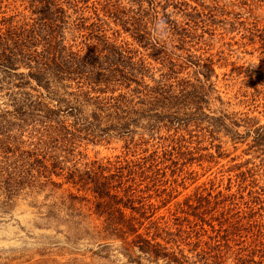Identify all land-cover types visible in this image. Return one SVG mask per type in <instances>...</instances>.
<instances>
[{
  "label": "rangeland",
  "instance_id": "374dc122",
  "mask_svg": "<svg viewBox=\"0 0 264 264\" xmlns=\"http://www.w3.org/2000/svg\"><path fill=\"white\" fill-rule=\"evenodd\" d=\"M77 2L82 13L69 10L68 23L63 25L65 44L84 54L88 51L84 38L95 44L92 35L105 33L124 55L88 59L77 75L86 77L87 84L83 78L57 80L51 89L28 77L24 64L11 72L0 68V155L17 159L30 149V141L37 142L44 133L40 129L44 123L36 116L38 107L30 101L63 110L56 119L58 125L72 129L66 134L49 132L47 137V147L58 156L62 170L52 168L48 159L49 176L46 172L38 177L39 164L33 156L26 159L33 170L30 177L23 175L25 184H16L9 194L1 179L0 264H134L123 254L121 239L99 233L102 218L88 209L91 203L76 201L74 207H80L82 214L73 213L70 194L92 196L77 191L69 172L117 158L136 159L154 150L161 153L170 138L180 135L188 138L184 151L189 153L176 163L159 164L154 180H136V187L153 204L151 219L163 217L160 221H166L172 231L180 225L200 230L198 217L202 216L207 221L202 226L210 235L211 225L226 229L236 223L240 230L228 234L230 253L223 264H236L235 253L240 249L242 257L249 259V251L260 250L264 242V0ZM27 5L26 0H0V19H28ZM92 8L106 22L101 32L91 33L79 25L78 17L84 18L85 25L98 21ZM135 19L147 40L137 39ZM92 76L106 85L92 89L88 81ZM146 86H162L169 98L172 91V102L178 104L173 108V103L161 121L155 120V109L147 111V106L141 114L136 112L141 105L138 96L148 93ZM48 89L56 91L51 98ZM120 94L134 99L129 110L100 112L93 103L96 98ZM66 104L77 107L79 114L66 113ZM175 110L185 119L183 125L177 120L172 123L167 115ZM92 112L100 118L93 119ZM45 123L55 125L56 121ZM17 176L12 174L14 179ZM32 179L34 186L28 183ZM243 180L244 188L239 184ZM46 181L44 187L39 185ZM199 195H208V203L197 205ZM180 248L192 255L191 245L181 243ZM252 255L254 262L244 264H264L262 253Z\"/></svg>",
  "mask_w": 264,
  "mask_h": 264
},
{
  "label": "trees",
  "instance_id": "16d2710c",
  "mask_svg": "<svg viewBox=\"0 0 264 264\" xmlns=\"http://www.w3.org/2000/svg\"><path fill=\"white\" fill-rule=\"evenodd\" d=\"M26 1L28 2L26 7L31 11V16H29L28 19L21 17L14 22L12 17L0 19L1 69L11 72L14 71L18 65L24 64L28 67V77L35 79L37 83L42 84L45 88L51 89L50 85H53L52 81L58 82L57 80L71 81L83 78L84 80H82L87 84L86 77H78L77 75L82 71V67H84L88 59H92L93 57L100 58L104 55L123 57L124 54L121 47L116 46L114 43H110L105 33H101L97 36L96 34L92 35L91 38L97 40L95 44L89 43L90 38L87 40L84 38L85 42L83 43L88 50L84 54L80 53L82 50H73L71 46L65 44L63 25L68 23L69 10L71 9L73 12H78L79 14L82 13L80 12L81 9L78 7L77 0L74 2L73 0ZM109 7L113 8L115 6L109 4ZM92 9L98 21L85 25L84 18L78 17L79 25L81 28L90 29L91 33H93V31L101 32L103 30L102 24H106V22L103 18L99 17L97 8ZM115 14L117 13L115 12ZM138 21V19H135L133 22L135 33H137V39L147 40L142 31L143 28H140ZM75 26V28L78 27L77 24H75ZM99 45H101V48L98 51L96 48ZM73 74H75L74 77ZM88 81L92 89H94L93 86L101 84L106 85L102 83L100 77L97 76H92ZM187 84L188 83H186V85ZM146 88L148 89V93L146 96L144 95L145 98H143L144 96H138L141 98L138 102L141 105L137 108L136 112L141 114V111L144 110L143 106H147V111L155 109L153 116L156 121H161L164 119L165 111H168L173 103V108L178 104L172 102V91L169 98L168 90L164 91L162 86L155 88H148V86H146ZM98 91L104 92L102 88H99ZM53 92L56 91L49 90L47 96L51 98ZM153 93H155L154 96H152ZM133 100L134 99H129L125 95L120 94L118 96L96 98V101L93 103L100 112L112 110L116 113L120 110L123 111L124 107H126V110H129ZM184 101L187 100H183L182 102ZM29 103H31L33 107H38L39 111H36L39 113H37L36 116L44 123L40 129L45 130L43 134H40L37 142L32 140L28 143L30 149L20 152L16 157L17 159L11 160L6 154L0 155V182L2 181L1 179L4 178L3 182L9 194L16 184L24 183L22 181L23 175L27 173L29 177L31 176L30 172L33 170V167L26 162V159H31L35 156L34 161L39 164L37 166L38 177H42L46 172V177L49 176L51 170L45 164V161L48 159L52 160V168L62 170L60 161L57 159L58 156L54 155L51 152L52 149H48L47 147V137H49V132L60 133L61 130L64 131L63 134L72 133V129L67 125H58L59 112L63 110L49 108L46 104L43 105L41 101H30ZM65 110H67L66 113L79 114L78 108L73 105L70 106L66 104ZM179 114L181 113L175 110V112H171L167 115H170L169 118L172 123L177 120V124L183 125L185 119L181 120ZM91 117L97 119L99 114L97 112H92ZM47 120L49 122L56 121V124H46L45 121ZM166 121L170 122L169 120ZM88 124L91 125L92 120H88ZM71 127L73 128L72 125ZM189 137L191 138L193 135H189ZM186 142H189L188 138L180 135L179 137L170 138L169 143L163 148L161 153L154 150L150 154L136 159L117 158L114 161H107L105 164L97 163L96 166L93 165L91 168L87 167L80 170L77 168L71 169L69 172V179L72 180L74 185H77V191H82L92 196V199H88L86 196L79 197L70 194L69 197L71 200L69 204L73 213L78 212L82 214L80 207H74L76 201L80 202L85 200L91 203L92 206L88 209L96 214L97 217L102 218V226L99 233H103L104 236L102 237L121 239L124 243L123 254L130 263L223 264L227 255L230 253L228 234L232 233L235 235L234 232H239V225L232 223V225H229L226 229H221L220 227L215 229L214 226L211 225L213 234L210 235L207 234V229L202 226V224L207 221L204 222L205 218L199 216L198 219L201 221L200 230H186L182 228V225L176 227L174 231L169 230L171 227L167 226L166 221H160L163 217H159L155 220L151 219L153 215V204L148 203L146 197L143 196L142 189L136 187L137 178H151L154 180L156 175L160 173V169L158 168L159 164H163L166 161L176 163L179 160V156L187 155L189 152L184 151L185 148L188 147L185 145ZM2 152L5 153L9 151L3 149ZM18 160L21 161V164L16 163ZM21 165L27 166L28 170L27 168H22ZM14 172L18 173L17 179L12 177ZM240 174H244V172ZM245 180L239 183L240 187L244 188ZM28 183L30 186H34L35 180L32 179ZM46 183L47 181L45 184L42 183L39 185L44 187ZM252 193L253 191L249 190V194ZM208 195L205 197L201 195L197 196V205L203 206L204 204L202 203H208ZM240 197L243 198V195ZM232 199H236L235 194H232ZM188 208H193V206L188 204ZM125 209H130V213L126 214ZM221 231L225 232V234H221ZM196 232H198V234H196ZM192 233H195L196 236H192ZM203 235H207L204 240H202ZM129 237H131V239L127 240ZM181 243L192 246L191 250H189L192 253L191 256L187 255L183 248H180ZM261 245L262 247L260 250L249 251L250 255H247L249 259H244L242 257L243 254L241 249L236 252V264L254 262L252 254L255 252L262 253L264 257V242H262ZM134 251L137 252L136 256H133ZM259 262H261V260Z\"/></svg>",
  "mask_w": 264,
  "mask_h": 264
}]
</instances>
